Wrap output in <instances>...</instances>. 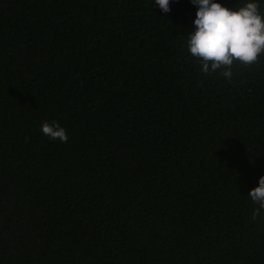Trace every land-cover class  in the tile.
<instances>
[{
	"label": "trees",
	"instance_id": "1",
	"mask_svg": "<svg viewBox=\"0 0 264 264\" xmlns=\"http://www.w3.org/2000/svg\"><path fill=\"white\" fill-rule=\"evenodd\" d=\"M169 6L0 0V264H264V55L205 75Z\"/></svg>",
	"mask_w": 264,
	"mask_h": 264
},
{
	"label": "clouds",
	"instance_id": "2",
	"mask_svg": "<svg viewBox=\"0 0 264 264\" xmlns=\"http://www.w3.org/2000/svg\"><path fill=\"white\" fill-rule=\"evenodd\" d=\"M196 7L194 30L187 34V51L196 58L205 75L217 73L231 80L234 68L250 67L264 55V13L256 0H249L235 9L215 0H190ZM161 12L170 11V0H155ZM40 131L49 139L66 143V130L56 122H43ZM27 139V138H26ZM248 197L258 207L251 219L256 221L264 213V176Z\"/></svg>",
	"mask_w": 264,
	"mask_h": 264
}]
</instances>
